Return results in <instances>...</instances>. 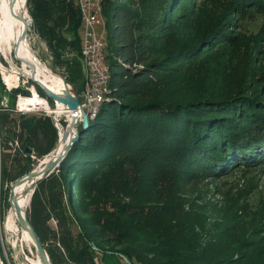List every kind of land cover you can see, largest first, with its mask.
I'll return each mask as SVG.
<instances>
[{"label": "trees", "instance_id": "1", "mask_svg": "<svg viewBox=\"0 0 264 264\" xmlns=\"http://www.w3.org/2000/svg\"><path fill=\"white\" fill-rule=\"evenodd\" d=\"M233 1L264 8V0ZM188 2L102 0L110 92L59 167L30 202L27 196V218L51 264H102L109 255L117 264H264L256 245L241 246L236 233L207 223L202 213L210 204L199 194L203 178L228 176L237 163L264 169V99L255 80L236 72L172 78L194 57L178 34ZM26 7L32 31L55 63L73 72L64 78L82 93L76 0H27ZM221 36L205 33L202 42ZM21 90L0 96L11 100L0 112L2 187L29 174L58 143L49 117L12 116ZM14 139L22 151L10 157L6 144Z\"/></svg>", "mask_w": 264, "mask_h": 264}, {"label": "rangeland", "instance_id": "2", "mask_svg": "<svg viewBox=\"0 0 264 264\" xmlns=\"http://www.w3.org/2000/svg\"><path fill=\"white\" fill-rule=\"evenodd\" d=\"M188 3L181 7L182 16L185 19L184 21L180 19L181 23L183 22V30L178 34L181 37L180 43L194 49L190 52L194 57L186 64L177 65L175 67L177 70L169 73L175 75L172 78L183 75L192 79L196 78L197 75L200 77L206 71L210 73L214 70L223 73L230 72V75L236 72L238 76L242 75L245 80L249 78L255 80L261 90L257 94L263 96L264 99V81L260 79L264 74V8H244V4H238L233 0H193L192 3ZM18 4L14 9L15 13L27 17L30 24L27 41H25L26 52L31 56L28 48L30 46L36 59L43 65L40 66L42 68L39 74L40 78L49 84L48 70H50L62 76L66 81L64 76L71 77L73 72L65 68L64 64L55 63L44 43L32 31L31 18L27 8L25 13V3L18 2ZM219 32L222 35L219 39H212L209 44L202 42L205 33L208 35ZM222 32L226 33L225 36ZM12 43L13 40H10L12 54L10 53L8 56L9 62L3 58H0V61L3 66L12 67L15 72H19L22 70L21 64L14 59ZM81 76L84 78V74ZM170 76L166 75L167 78ZM1 86L3 88H0V96H9L5 86L3 84ZM31 86L34 85L29 81L21 83L20 89L25 91L21 94H28ZM10 102L9 99L8 101L3 99L2 103L9 105ZM50 107L49 110L56 109L55 107L52 108L51 105ZM49 113L41 112L22 117L47 116L51 120L55 118ZM57 119L61 127L64 128L66 119L64 117ZM3 133V129H1L2 136ZM52 154L33 165L31 171H40ZM6 163L7 158L3 155L2 176L6 169ZM239 164L233 166L228 176L203 178L199 194L205 195L203 202L209 203L210 206L213 205L215 211L211 213V207L204 206L202 215L206 218L207 223L217 224L221 230L226 229L229 236L236 233L241 246L256 245L259 253L264 254V169L260 170L257 167ZM260 164L264 166V161H260ZM10 186L11 183H3V187L2 184L0 186V216L2 220L0 251H5L7 264H34L33 261H37V257L32 247V241L24 231L17 228L9 203H7ZM221 218L226 221H222ZM120 262L123 264L122 261ZM102 264H117V258L109 255Z\"/></svg>", "mask_w": 264, "mask_h": 264}, {"label": "water", "instance_id": "3", "mask_svg": "<svg viewBox=\"0 0 264 264\" xmlns=\"http://www.w3.org/2000/svg\"><path fill=\"white\" fill-rule=\"evenodd\" d=\"M16 0L12 1V5ZM26 5L27 0H25V13L26 11ZM11 11L13 12V6L10 7ZM18 18V21L22 24L21 26V34L20 37L17 39V42L15 43V50L18 51L21 47V44L25 41H27V33L29 30V21L27 20V17L16 15ZM29 52L31 56L33 57V61L30 60L28 57L24 59H20L17 56H15V61H17L19 64H21V71L14 72L16 75L22 77L23 79L29 81L31 84H33L36 88H38L44 95V98L46 101L52 102L53 107H58V105L61 106V108L71 113V120H67L66 117V126L65 128V136L63 137V140H61V137L59 135V127H61V124H59V120L52 118V123L56 125L57 131H58V143L56 149H54V153L52 156L47 160L45 166L40 171H31L29 174H26L25 176H22L20 179L15 181L13 184H11L9 188V198L8 202L10 206V211L13 213L15 222L17 225V228L21 231H24L28 234L30 240L32 241V247L35 251L37 261L39 264H51L50 258L41 243L40 239L38 238L36 232L34 231V228L30 224L28 218H27V208H22L19 205L18 198L19 196L15 192L16 188L20 185L26 184V190L24 192V196L27 195L30 196L29 202L31 199V196L34 192V189L38 185V183L47 175H49L51 172H53L56 168L59 167L60 162L63 160V158L68 154L72 146L79 140L80 138V131L81 129H86L88 127V124L91 120H93L95 114L98 112V109L103 101L106 100V97L108 96L109 92L99 101H95L92 103L91 106H89L88 109H83L81 107V104L84 102L82 94L79 93L74 86L68 84L64 79L52 71L48 70V74H50L52 77L59 79L61 82L59 86H50L47 85L45 82L41 81L36 74V66H43L38 59L34 56L30 46ZM17 53V52H16ZM17 55V54H15ZM45 67V66H44ZM109 88V85H108ZM63 128V127H61ZM67 131H69V134L66 135ZM24 153L26 155H31L32 150L29 149V146L25 145L24 147ZM29 205V204H28Z\"/></svg>", "mask_w": 264, "mask_h": 264}, {"label": "built area", "instance_id": "4", "mask_svg": "<svg viewBox=\"0 0 264 264\" xmlns=\"http://www.w3.org/2000/svg\"><path fill=\"white\" fill-rule=\"evenodd\" d=\"M82 23V44L80 51L81 66L84 74L82 97L84 102L81 104L83 109H88L95 101L101 100L107 92H109L110 72L105 62L104 50L106 43L103 40L105 35V19L103 14L102 0H76ZM5 71L13 72L11 67H0V80L5 86L7 91L15 90L20 87L21 83H27V80H22L20 76H17V80L12 82L9 86L4 80ZM15 72V71H14ZM29 95L18 94L16 96L13 110L10 112L13 117H21L30 114H37L41 112H47L48 108H51L49 103L44 97L38 95L35 86H31L29 89ZM36 93L41 100L36 102L35 105L28 102L29 97H33V93ZM3 103L0 97V112H2ZM47 107V108H46ZM51 114V113H49ZM52 117V116H51ZM56 127V125H54ZM0 129V186L2 178V138ZM7 151L10 157L15 156L19 151H22L21 142L17 139L10 140L6 144ZM24 153V149H23ZM25 154V153H24ZM26 155V154H25ZM1 210V200H0ZM2 227V220L0 216V233ZM4 227V226H3ZM5 251H0V264L6 263Z\"/></svg>", "mask_w": 264, "mask_h": 264}, {"label": "bare ground", "instance_id": "5", "mask_svg": "<svg viewBox=\"0 0 264 264\" xmlns=\"http://www.w3.org/2000/svg\"><path fill=\"white\" fill-rule=\"evenodd\" d=\"M12 1L13 0H0V58L1 59L3 58V60H7L8 61V56L10 55L11 48H12V46L10 44V40H13L12 44H13V47H14V50H13L14 51V55L17 54L15 56H17L20 59H24V58L28 57L30 60L33 61V58L30 55H28L27 52H26L25 42H23L21 44V47L19 48L18 51L15 50V48H16L15 47V43L17 42V39L20 37L22 24L18 21V18L16 16L17 14L15 13V11L12 12L10 7L13 6V9H15L16 5H19L18 2H20L21 4H24L25 0H16L13 3V5H12ZM0 67L1 68L4 67L2 65L1 61H0ZM36 69H37L36 70L37 77L41 81H43V82H45L47 84V82L45 80H42L40 78V75H39L41 70H42V68H40V66L37 65ZM3 78H4L5 82L8 83L9 86L12 84V82L17 80V76L14 73V71L13 72L12 71L11 72L5 71V75H4ZM60 82L61 81L59 79L54 78V77H52L50 75V80L48 81L49 84H47V85L59 86ZM37 96L38 95L34 92L33 93V97L32 98L31 97L28 98V102L30 104H33V105H35L36 102H40L41 103V100ZM41 104H43V103H41ZM48 111L50 113H58V112L59 113H65V114L68 115L67 120H71V113L64 111L61 108V106L56 107V109H54V110H49V108H48ZM68 134H69V131H67L66 135H68ZM64 136H65V130H64V132L62 134L61 140H63ZM26 187H27L26 184L20 185L15 190V192L19 196V198H18L19 205L22 208H26L27 196L26 197L24 196V192L26 190ZM13 217H14V215H13ZM12 221H13V219H12ZM26 235L28 236L27 233H26ZM28 238H29V236H28ZM33 263L34 264H39L38 261H33Z\"/></svg>", "mask_w": 264, "mask_h": 264}]
</instances>
